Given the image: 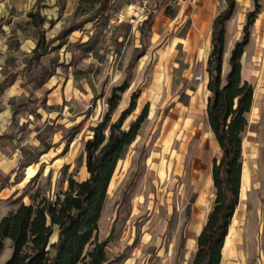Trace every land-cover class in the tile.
<instances>
[{
  "label": "rangeland",
  "instance_id": "rangeland-1",
  "mask_svg": "<svg viewBox=\"0 0 264 264\" xmlns=\"http://www.w3.org/2000/svg\"><path fill=\"white\" fill-rule=\"evenodd\" d=\"M101 1L46 0L42 13L47 39L91 18ZM131 2L112 0L99 22L89 23L67 40L57 42L42 63L28 69L23 66L38 42L37 28L29 17L35 13V1L0 3V32H4L2 36L7 38L13 55L16 53L11 56L10 67L23 68L24 82L21 95L10 102L13 114L0 116V129L8 128L3 131L0 149L7 160L18 159V176L12 181L11 172L0 183V220L21 203H56L69 190L70 179L84 182L88 178L86 145L93 137V129L108 112L113 89L124 84L131 59L151 45L146 77L134 84L132 92L123 94L105 130L108 138L112 123L126 111L133 94L139 93L137 110L127 118L124 130L134 125L146 105L150 119L141 140L131 145L118 163L95 239L106 244L110 264H192L198 237L214 210L216 188L212 173L215 161L222 156L218 142L207 130L206 109L195 110L193 96L183 86L189 50L180 43L193 21L192 15L187 20L181 15L179 6L194 5L196 1L172 6H168V0L153 2L151 12L139 16L142 18L134 25L122 15ZM254 9L255 5L245 12L244 22L237 16L234 27L229 24L223 84L230 70V55L243 38L246 18ZM127 10L134 13L133 8ZM111 19H116V24L111 26ZM95 33L100 40L94 54L81 53L80 44ZM172 42L176 44L174 60L167 57ZM244 48V53L251 50ZM41 66L50 70V76L39 87L34 78L42 72ZM199 68L200 65L190 70L195 77L200 74ZM154 73L171 76L166 81L153 82ZM188 121L192 122L190 126H186ZM3 122L10 125L4 123L6 127L2 129ZM172 129L178 134L170 140L167 132ZM29 164L36 172L22 186L23 169ZM57 231L55 228L51 243L56 242ZM4 245L0 264L13 255L10 242Z\"/></svg>",
  "mask_w": 264,
  "mask_h": 264
},
{
  "label": "trees",
  "instance_id": "trees-1",
  "mask_svg": "<svg viewBox=\"0 0 264 264\" xmlns=\"http://www.w3.org/2000/svg\"><path fill=\"white\" fill-rule=\"evenodd\" d=\"M34 1L35 13L29 17L37 28L38 43L32 56L26 60L27 69L35 63H42L57 42L67 40L89 23L99 22L107 13L112 0H102L91 18L66 28L50 40L43 29L45 17L42 9L46 0ZM225 1L226 8L213 23V50L208 60V90L212 96L207 105L208 122L222 150V156L219 162L215 161L212 173L216 188L214 210L198 237V248L192 264H221L222 250L240 201L243 173L242 134L248 125L246 115L252 109L254 98L253 87L241 77V59L244 47L250 40V29L261 12L262 0H254L255 9L248 14L243 27L244 36L235 44L230 55V70L226 75V83L223 84L226 24L236 9L235 0ZM99 40L98 33H95L90 41L80 44L79 50L84 54H94ZM144 55L145 51L142 50L131 59L124 84L113 89L108 100V112L93 129V137L86 145L88 178L84 182L70 179L69 190L56 203L45 200L39 206L23 204L1 219L0 254L6 241L10 242L13 250L11 259L5 264H110L106 244L97 242L95 238L118 163L137 140L141 127L149 116L150 109L146 105L134 125L129 130H124L127 118L136 111L137 101L141 96L139 93L133 94L126 111L118 121L112 123L108 138L105 130L110 126L112 114L119 107L122 94L130 87L135 63ZM41 69L42 72L34 78L39 87L44 86L50 76L48 68L41 66ZM19 76L20 72L11 73L1 84L0 98L15 85ZM55 228H58L57 240L51 243ZM89 246L94 247L88 251Z\"/></svg>",
  "mask_w": 264,
  "mask_h": 264
},
{
  "label": "crops",
  "instance_id": "crops-1",
  "mask_svg": "<svg viewBox=\"0 0 264 264\" xmlns=\"http://www.w3.org/2000/svg\"><path fill=\"white\" fill-rule=\"evenodd\" d=\"M2 1L0 0V3ZM157 1L160 3L164 2V0H153V2ZM195 1L194 5L179 6V8L182 9L181 15L184 14L186 20L192 15L193 23H191V26L186 34L187 36L184 38L182 43L179 41L176 44H184L189 50V69L184 71L182 75V79L184 81L183 86L185 90H188L189 94H192L191 96H193V105L195 110H198V108L206 109L205 122L207 130L209 131V134L213 136L210 123L208 122L207 107L208 100L212 96L208 90V84L210 81L208 74V60L213 50L212 42L214 19L222 11H224L226 8V1H224L225 7L222 0ZM246 1L247 2L243 4L240 0H235V12L226 24V40L229 35V24L231 23V27L233 28L234 21L237 16L239 20H243L244 22V19L242 18L245 17V12H250L255 5L254 0ZM260 4L262 5V9L257 15L254 25L250 29V40L246 46L251 50L245 52L241 59V77H243L244 82L249 83L253 87L254 98L252 102V109L246 115L248 125L242 134L243 153L241 162L243 164V173L241 178L242 184L240 189V201L237 206L236 213L232 218L229 233L226 237L227 239L222 250L223 254L221 264H264V160L262 159L264 156V0H262ZM128 7L130 9L133 8L134 13L128 11ZM4 8L6 7L4 6ZM8 8L10 10L12 7ZM127 8H124L122 14L126 19L137 16L139 8L138 4H136L134 0H132L131 5L127 6ZM2 32L3 31L0 32V86L6 81L11 73L20 72V76L15 85L10 87L9 90H7L0 98V116L4 115L6 112L7 114L12 113L10 102L15 101L17 97L21 95L20 91L23 90L24 87V82L21 80V71H23V68L25 67V64L23 68L21 66L15 69L10 67L13 65V58H11V56L14 57L16 53L13 55L12 50L8 45L9 42L7 41V38L2 36V34H4V32ZM90 39L91 38H88V41H90ZM176 44L172 42L168 48L169 51L167 53V57H169L170 60L175 57L174 47ZM150 47H148V49L146 48L145 55L135 63L133 77L130 80V87L125 91L124 95L132 92L135 88L134 84L139 83V81H141V77H146V70L149 67V59L152 57ZM226 54L227 52H225V55ZM199 65L203 81L196 80L195 76L190 71L192 68L198 67ZM121 74L123 75L124 73L121 72ZM170 76L171 74L166 76V74L154 73L152 74L151 80L153 82L162 80L166 81V79ZM149 119L150 117L144 121L141 131L134 144L141 140V135L144 133V126L146 125V121ZM10 122L7 124L3 122L1 128L3 129L6 125H10ZM191 124L192 122L188 121L186 126H190ZM6 129H0V144L4 143L3 137L5 134L3 131H6ZM197 132L199 131L197 130L194 132V136L198 135ZM167 133V138L170 140H173L178 134L175 129L169 130ZM183 136H185V133H183ZM175 142L176 140L174 143ZM5 155V152L0 149V183L4 181L5 178H7L6 175L11 172H14L12 181L16 176H18L15 172L18 159L16 160L13 158L11 160H7ZM247 156H249V158H247ZM246 160H248L247 164L245 162ZM23 171L25 174L20 181V185L22 186L28 183L29 179L32 177L33 173L36 172V170H34L33 166L29 164L26 165ZM23 204L26 206L32 205L28 202L21 203L9 213H12Z\"/></svg>",
  "mask_w": 264,
  "mask_h": 264
},
{
  "label": "built area",
  "instance_id": "built-area-1",
  "mask_svg": "<svg viewBox=\"0 0 264 264\" xmlns=\"http://www.w3.org/2000/svg\"><path fill=\"white\" fill-rule=\"evenodd\" d=\"M136 2V4H138V13L137 16H134L132 18H130L129 23H131L132 25L137 23V19L139 18V16H145L147 14H149L151 12V5L153 3V0H134ZM167 0H165L166 2ZM186 2H190V0H168V6H172L174 4H178L180 5V3H186ZM111 26L116 24V19H111L110 21ZM196 80L198 81H203L202 75L201 74H197V76L195 77Z\"/></svg>",
  "mask_w": 264,
  "mask_h": 264
}]
</instances>
